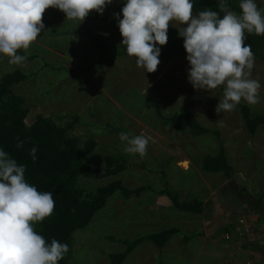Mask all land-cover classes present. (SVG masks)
Segmentation results:
<instances>
[{
	"label": "rangeland",
	"instance_id": "rangeland-1",
	"mask_svg": "<svg viewBox=\"0 0 264 264\" xmlns=\"http://www.w3.org/2000/svg\"><path fill=\"white\" fill-rule=\"evenodd\" d=\"M255 1L264 7V0ZM125 2L112 0L103 12L117 20L113 14L121 13ZM90 14L94 16L96 11ZM43 23L45 29L38 38L27 50L21 49L35 58L13 65L9 57L0 54V77L16 69L27 74L12 87L27 99V124L38 114L50 116L61 125L72 123L70 133L82 143L96 140L87 158L93 166L103 165L106 155L125 157L127 169L116 175L101 179L79 176L77 184L86 192L92 193L115 179L129 188L146 187L128 198L120 192L109 197L91 222L74 232L69 264H109L110 254L125 249L123 240L170 226L180 231L163 249L146 240L121 264H233L231 257L242 255L241 245H236V250L232 247L234 241L252 242L260 253H251L249 264L253 260L252 264H264V204L260 199L264 195V124L251 134L237 107L217 113L223 92L219 87L210 91L193 88L187 79L190 65L186 52L171 60L159 57L153 73L137 67L129 55L90 69L101 48L122 41L117 25L88 16L83 22L68 20L64 12L52 7L45 10ZM170 25L186 27L176 21ZM250 78L261 84L259 102L249 104L251 113H264L263 60L255 58ZM155 105L165 116L188 113L199 124L218 130L220 141L212 134L193 135L183 124H164ZM116 126L132 135L150 137L146 155L126 153V142L120 140ZM220 143L234 167L232 178L201 168V159L216 153ZM164 187L178 193L180 200L203 201V210L178 211L161 193ZM209 231L229 233L226 240L231 244V255ZM210 246L216 247L215 256L204 253ZM243 260L246 262V256ZM241 261L237 264H248Z\"/></svg>",
	"mask_w": 264,
	"mask_h": 264
},
{
	"label": "clouds",
	"instance_id": "clouds-1",
	"mask_svg": "<svg viewBox=\"0 0 264 264\" xmlns=\"http://www.w3.org/2000/svg\"><path fill=\"white\" fill-rule=\"evenodd\" d=\"M112 0H0V54L13 65L23 64L27 50L45 29L43 14L49 7L65 13L68 20L81 22L91 11L103 13ZM241 13L230 10L220 0L219 10H204L193 16L191 0H126L121 13H114L122 36L121 44L137 67L153 73L160 63L161 48L168 42L172 21L178 28L189 62L188 81L196 90L216 89L223 85L217 113L230 112L243 99L259 102L261 84L252 79L255 56L245 43V32L264 35V14L255 0H240ZM223 14V15H221ZM105 35H107L105 33ZM159 45V46H158ZM128 154L147 153L150 137L119 133ZM18 141L17 147L23 146ZM37 148L30 150L35 161ZM25 165H19L0 150V264H58L68 252V245L45 238L34 230L35 222L52 215L55 201L51 192L38 191L25 179Z\"/></svg>",
	"mask_w": 264,
	"mask_h": 264
},
{
	"label": "trees",
	"instance_id": "trees-1",
	"mask_svg": "<svg viewBox=\"0 0 264 264\" xmlns=\"http://www.w3.org/2000/svg\"><path fill=\"white\" fill-rule=\"evenodd\" d=\"M193 16L204 10H219L220 0H192ZM230 10L241 13L240 0H225ZM256 2V1H255ZM257 3V2H256ZM264 14V7L257 3ZM223 15V14H221ZM88 18L100 19L106 23L118 26V21L96 12ZM168 42L161 48L160 58L171 60L176 54L186 52L183 47V37L178 35V28L169 25ZM245 43L251 46L256 59L264 61V35L245 32ZM18 55L27 56L26 61L35 58L18 50ZM128 55L126 47L121 42L116 46L101 48L99 56L90 64V69L104 65L113 58ZM134 60L136 61V57ZM27 74L20 69L5 73L0 77V150H4L19 165H25V179L41 192H51L55 201V209L51 216L33 224L34 230L41 234L47 243L56 239L68 245V252L58 264H69L73 247V234L76 230L86 227L94 215L102 209L109 197L120 192L124 198L133 194L139 195L146 189L145 186L129 188L122 184L120 179L101 185L94 192L88 193L78 186L79 176L101 179L116 175L127 169L126 159L123 156L106 155L104 164L93 166L87 162L89 154L96 146V140L90 138L81 142L71 135L72 123L61 125L52 117L38 114L35 120L28 125L26 118L29 114L27 99L13 91V85L23 81ZM223 92L224 86H218ZM156 113L164 124L180 127L186 125L193 135L212 134L220 141V132L211 130L195 120L188 113H173L170 116L162 114L158 106ZM251 134H254L260 124H264V113L252 115L251 106L242 101L236 106ZM113 129H109L112 131ZM117 132H126L120 126L114 128ZM18 141H23L22 147H17ZM36 147V159L33 161L29 154ZM201 168L211 173H223L227 178L234 176V167L229 163L225 146L220 143L216 153L207 154L201 159ZM172 201L175 209L182 212L200 213L203 210V201L194 198L180 200L178 193H172L167 187L161 190ZM264 204V195L260 196ZM180 231L178 227L170 226L159 231L143 234L134 239L123 240L125 249L110 254L109 264H121L126 257L142 242L152 241L159 249H163L170 239Z\"/></svg>",
	"mask_w": 264,
	"mask_h": 264
},
{
	"label": "crops",
	"instance_id": "crops-1",
	"mask_svg": "<svg viewBox=\"0 0 264 264\" xmlns=\"http://www.w3.org/2000/svg\"><path fill=\"white\" fill-rule=\"evenodd\" d=\"M210 227H213L214 228V226H213V224H211L210 225ZM210 232V231H209ZM214 237H218L217 239H220V241H221V245H222V248L221 249H223L226 253H230L228 250H230L231 248H229V247H231V244L229 243V241H227L228 240V238H230V235H229V233H221L220 235H219V233H217V232H215L214 234H213V232H210ZM201 234H202V236L204 235L203 234V232H201ZM209 238V237H208ZM207 238V239H208ZM227 239V240H226ZM248 240H251L250 238L248 239ZM214 243L216 242V239L214 238L213 240H212ZM239 242L238 241H234V243L232 244L233 246L232 247H234V250H236V248H235V246L236 245H241V249H242V251L240 252V253H242V255H233L234 257H231L232 259V261H233V264H237V263H240V260H242L241 262H244V263H250V257H248V256H250L251 255V253L252 254H259L260 253V251H257V250H254V249H256L257 248V246H253L252 245V242L251 243H249L248 241H245V242H241L240 241V244H238ZM249 243V244H248ZM207 244H208V240H207ZM209 245V244H208ZM212 248V249H211ZM213 248H216V247H211L210 246V250L208 251V252H204L205 254H208L209 256L210 255H213V256H215L217 253L216 252H213ZM214 251H216V250H214ZM218 255H220V254H218ZM229 255H231V254H229ZM246 256V262H245V260H243L244 259V257ZM217 257V256H216ZM253 262H255L254 260L253 261H251V264L253 263ZM209 264V263H208ZM211 264H213V263H211Z\"/></svg>",
	"mask_w": 264,
	"mask_h": 264
}]
</instances>
